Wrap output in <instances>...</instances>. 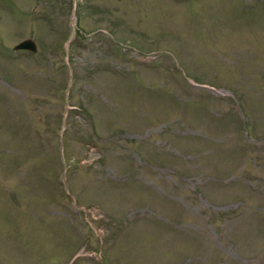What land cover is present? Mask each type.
Wrapping results in <instances>:
<instances>
[{
    "label": "rangeland",
    "instance_id": "374dc122",
    "mask_svg": "<svg viewBox=\"0 0 264 264\" xmlns=\"http://www.w3.org/2000/svg\"><path fill=\"white\" fill-rule=\"evenodd\" d=\"M0 264H264V0H0Z\"/></svg>",
    "mask_w": 264,
    "mask_h": 264
},
{
    "label": "water",
    "instance_id": "95a60500",
    "mask_svg": "<svg viewBox=\"0 0 264 264\" xmlns=\"http://www.w3.org/2000/svg\"><path fill=\"white\" fill-rule=\"evenodd\" d=\"M15 50H27V51H31V52H36L37 48L35 43L32 40H25L23 42H21L19 45H17L15 47Z\"/></svg>",
    "mask_w": 264,
    "mask_h": 264
}]
</instances>
